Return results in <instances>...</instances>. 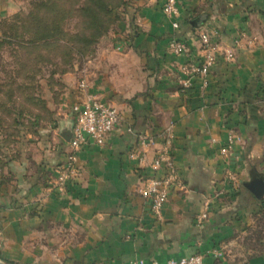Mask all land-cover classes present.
<instances>
[{
  "label": "crops",
  "instance_id": "0c3cea01",
  "mask_svg": "<svg viewBox=\"0 0 264 264\" xmlns=\"http://www.w3.org/2000/svg\"><path fill=\"white\" fill-rule=\"evenodd\" d=\"M133 1L119 42L113 49L102 46L88 77L91 92L116 108L122 123L103 146L89 142L80 149L77 174L59 185L56 168L69 149L70 107L76 99L71 83L69 108L57 113L54 126L40 130L35 142L25 143L0 168L13 177L0 183V259L121 264L141 258L163 264L200 254L204 264H264V252L241 260L227 248L256 206L243 183L264 180V0H210L207 6L179 0L178 28L163 13L164 0ZM193 12H204L197 26L188 24ZM214 20L222 25L224 47L238 32L250 39L243 38L232 61L217 56L206 85L194 78L182 90L178 66L188 56L172 55L168 43L178 37L192 45L194 30ZM142 135L155 140L142 144ZM229 137L228 168L238 179L223 184L220 146ZM165 145L180 184L171 188L157 219L140 190L145 177L162 174L151 161ZM222 187L225 194L210 203L213 190ZM204 209L208 217L198 223L196 215Z\"/></svg>",
  "mask_w": 264,
  "mask_h": 264
},
{
  "label": "rangeland",
  "instance_id": "374dc122",
  "mask_svg": "<svg viewBox=\"0 0 264 264\" xmlns=\"http://www.w3.org/2000/svg\"><path fill=\"white\" fill-rule=\"evenodd\" d=\"M196 1L206 6L210 2ZM133 2L0 0V168L17 155L25 143L35 142L40 130L48 132L46 128L57 122V113L61 114L62 110L69 108L66 96L71 83L75 82L76 85L82 77L88 79L91 60L98 55L102 46L106 48L111 45V49L116 47L123 20L131 16L125 12ZM130 12H133L132 9ZM202 13H191L188 24L197 26L204 19L198 16ZM204 22L190 35L192 45L183 39L190 48L189 52L195 51L189 57L195 58L203 53L200 51L201 33H208L210 41L217 44L210 48L215 57L214 63L220 55L232 61L243 38L247 42L250 39L243 32H238L231 44L224 47L222 25L215 20ZM228 52L231 53V59L226 58ZM225 146H220L225 166L222 183L232 184L238 179L228 168L232 144L224 151ZM17 174L16 171L15 176ZM8 177L13 178L0 171V183L8 182ZM222 194H225L224 187L213 190L210 203ZM17 195L18 192L15 194L16 200ZM255 198L256 206L251 211V220L245 224L242 233L235 235L233 245L228 244L227 247L230 253L241 260L264 252V200L262 197ZM31 200L35 201L34 198ZM202 212L207 215L200 220L196 218L198 223L208 217L207 209L199 211L196 217ZM0 261L7 264L2 259Z\"/></svg>",
  "mask_w": 264,
  "mask_h": 264
},
{
  "label": "built area",
  "instance_id": "2783aa9c",
  "mask_svg": "<svg viewBox=\"0 0 264 264\" xmlns=\"http://www.w3.org/2000/svg\"><path fill=\"white\" fill-rule=\"evenodd\" d=\"M162 11L168 17L173 19L172 26L179 27L178 17L180 15L178 0H164L162 4ZM200 51L202 54L197 57H189L190 48L186 41L173 37L168 43L169 52L175 55L188 56L187 61L183 63L179 69L181 71V78L179 84L182 90L189 88L192 85L194 78L202 80L203 85L207 84V76L214 64L215 57L211 49L217 44L210 41L208 33L200 34ZM226 58L231 59V53H226ZM76 99L71 104L70 110L73 116L71 131L68 137V151L65 155V160L57 166V183L63 185L66 180L74 177L77 174V153L89 142L103 146L112 130H114L123 121L119 111L107 104L96 93L91 92L88 79L82 77L76 84ZM131 131V128H127ZM158 137L164 136L163 133H157ZM170 135H166L165 144L170 141ZM141 143L147 140L153 142V136H141ZM233 140L229 137L225 151L231 146ZM151 167L154 171L161 170L160 176L152 175L144 178V185L140 192L149 200L150 209L157 219L162 217V209L168 200L169 193L172 187L180 184L178 170L174 164L172 155L168 146H163L155 153ZM206 212L200 213L196 218L198 220L205 218ZM121 264H146L141 259H134L128 263ZM163 264H204L203 256L200 254H193L190 256L169 258Z\"/></svg>",
  "mask_w": 264,
  "mask_h": 264
},
{
  "label": "water",
  "instance_id": "95a60500",
  "mask_svg": "<svg viewBox=\"0 0 264 264\" xmlns=\"http://www.w3.org/2000/svg\"><path fill=\"white\" fill-rule=\"evenodd\" d=\"M192 23H195V21ZM243 185L256 197L264 196V180L261 177H252L250 180L245 181ZM0 264L3 263L0 261Z\"/></svg>",
  "mask_w": 264,
  "mask_h": 264
},
{
  "label": "trees",
  "instance_id": "16d2710c",
  "mask_svg": "<svg viewBox=\"0 0 264 264\" xmlns=\"http://www.w3.org/2000/svg\"><path fill=\"white\" fill-rule=\"evenodd\" d=\"M263 200V199H262Z\"/></svg>",
  "mask_w": 264,
  "mask_h": 264
}]
</instances>
